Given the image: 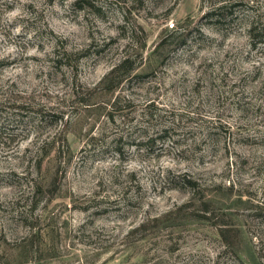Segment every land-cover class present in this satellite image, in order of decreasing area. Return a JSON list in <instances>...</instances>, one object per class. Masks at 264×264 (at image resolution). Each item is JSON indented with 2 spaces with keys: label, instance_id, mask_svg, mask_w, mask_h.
Returning a JSON list of instances; mask_svg holds the SVG:
<instances>
[{
  "label": "rangeland",
  "instance_id": "obj_1",
  "mask_svg": "<svg viewBox=\"0 0 264 264\" xmlns=\"http://www.w3.org/2000/svg\"><path fill=\"white\" fill-rule=\"evenodd\" d=\"M0 264H264V0H0Z\"/></svg>",
  "mask_w": 264,
  "mask_h": 264
},
{
  "label": "trees",
  "instance_id": "obj_2",
  "mask_svg": "<svg viewBox=\"0 0 264 264\" xmlns=\"http://www.w3.org/2000/svg\"><path fill=\"white\" fill-rule=\"evenodd\" d=\"M223 7H221L222 9ZM212 14V13H211ZM213 15V14H212ZM127 62L126 61H123L122 63H120V65H118V69L124 67V65L126 64Z\"/></svg>",
  "mask_w": 264,
  "mask_h": 264
},
{
  "label": "built area",
  "instance_id": "obj_3",
  "mask_svg": "<svg viewBox=\"0 0 264 264\" xmlns=\"http://www.w3.org/2000/svg\"><path fill=\"white\" fill-rule=\"evenodd\" d=\"M169 28H173V24L172 23H170Z\"/></svg>",
  "mask_w": 264,
  "mask_h": 264
}]
</instances>
